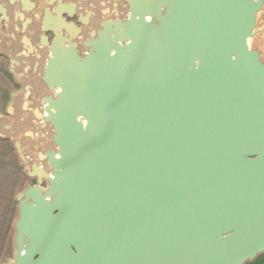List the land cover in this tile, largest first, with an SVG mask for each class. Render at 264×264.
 Instances as JSON below:
<instances>
[{"label": "water", "instance_id": "water-1", "mask_svg": "<svg viewBox=\"0 0 264 264\" xmlns=\"http://www.w3.org/2000/svg\"><path fill=\"white\" fill-rule=\"evenodd\" d=\"M0 57V264H264V0H0Z\"/></svg>", "mask_w": 264, "mask_h": 264}, {"label": "rangeland", "instance_id": "rangeland-1", "mask_svg": "<svg viewBox=\"0 0 264 264\" xmlns=\"http://www.w3.org/2000/svg\"><path fill=\"white\" fill-rule=\"evenodd\" d=\"M2 67L3 68L5 67V63L0 62V68L2 69ZM2 75L3 74L0 70V76H2ZM6 81H7L8 87L13 88L9 79H6ZM12 157H13V155H12ZM13 168H16V170L18 171L14 157H13L12 163L10 161V166H8V168H6L4 166H1V168H0L1 174L3 172H5L3 179L0 182V214L3 213L2 210H4L5 215L0 217V219L2 220L6 217L4 222H6V223L9 222L8 228L11 224L12 219H14V217H15V203L13 201V195L15 192L19 191V189L22 186L24 187V185L26 183V181L23 177H22V181L21 180L15 181V178L11 175L12 171L14 170ZM2 222L3 221H0V224H2ZM5 234H6L7 247L1 254V258H3L1 261H3L6 256H9V253H10L11 227H10V229H8V231L5 228Z\"/></svg>", "mask_w": 264, "mask_h": 264}, {"label": "flooded vegetation", "instance_id": "flooded-vegetation-1", "mask_svg": "<svg viewBox=\"0 0 264 264\" xmlns=\"http://www.w3.org/2000/svg\"><path fill=\"white\" fill-rule=\"evenodd\" d=\"M0 62L5 63V61L1 57H0ZM11 89H12L11 87H8L6 78L3 75L0 76V111H3V107H4V104H5L6 99H7V94ZM12 160H13V157H12L11 148H10L9 144L6 142L0 141V168H1V166L8 168V166H10V161L12 163ZM13 169L14 170L12 171L11 175L15 178V181H17V180L22 181V176L20 175V173H18L16 168H13ZM4 174H5V172H3L2 174L0 172V182L3 179ZM22 187L20 189H22ZM2 212L3 213L0 214V217L5 215V211L2 210ZM5 219H6V217L2 220L0 219V221H3L2 224H0V261L3 259V258H1V254L7 247L5 228L8 231V229H10L11 224H12V221H11V224L8 228L9 222H7V223L4 222Z\"/></svg>", "mask_w": 264, "mask_h": 264}]
</instances>
